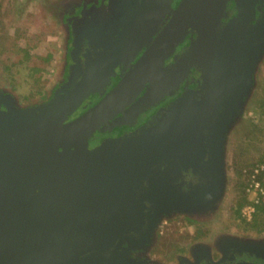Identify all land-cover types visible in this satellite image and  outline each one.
Returning <instances> with one entry per match:
<instances>
[{"label":"water","instance_id":"1","mask_svg":"<svg viewBox=\"0 0 264 264\" xmlns=\"http://www.w3.org/2000/svg\"><path fill=\"white\" fill-rule=\"evenodd\" d=\"M174 1L136 0L108 43L92 41L103 50L82 77L48 101L17 109L0 100L10 104L0 109V264H121L122 244L150 230L167 198H197L216 183L217 133L240 100L264 18L254 22L259 0H236L239 14L221 27L230 0H181L176 8ZM193 31L189 47L163 68ZM120 64L128 71L114 88L70 119L91 94L106 93ZM194 65L205 70L203 85L150 124L91 146L103 125L130 121L111 119L148 83L135 116L179 88ZM191 170L205 180L185 190L179 182Z\"/></svg>","mask_w":264,"mask_h":264},{"label":"rangeland","instance_id":"2","mask_svg":"<svg viewBox=\"0 0 264 264\" xmlns=\"http://www.w3.org/2000/svg\"><path fill=\"white\" fill-rule=\"evenodd\" d=\"M2 1L11 39L6 46L0 44V100L17 109L44 103L74 83L80 71L79 45L85 38L91 42L108 38V43L122 25L123 14L127 18L137 4L136 0ZM249 60L240 100L231 120L217 133L222 155L218 161L223 165L216 183L197 198H167L150 230L122 244L116 263L179 264V255L198 260L200 249L211 254L224 246L264 252V192L252 188L255 180L264 183V132L256 128L264 123L258 103L264 96V20ZM244 196L248 200L239 207ZM257 200L253 216L246 214V206Z\"/></svg>","mask_w":264,"mask_h":264},{"label":"flooded vegetation","instance_id":"3","mask_svg":"<svg viewBox=\"0 0 264 264\" xmlns=\"http://www.w3.org/2000/svg\"><path fill=\"white\" fill-rule=\"evenodd\" d=\"M181 0H175L173 5L176 8ZM97 2V0H95ZM99 3L102 1L99 0ZM257 15L254 22L259 18H264V0H259L256 5ZM239 14V9L237 7L236 0H230L226 14L224 15L221 23V27L228 23L232 18L236 17ZM167 23L164 22L162 27ZM197 32L193 31L189 33L183 42L179 44L175 52L164 62V67L171 66L173 62L177 59L179 55L183 53V51L189 47L192 41L196 38ZM78 54L80 56V71L78 75V80L82 77V69L85 67L86 62L89 60L91 56H96L99 51L103 50V47H96L95 44L91 42L90 39L85 38L82 42V45H79ZM145 49H143L140 54L137 56L138 59ZM117 75L113 76L112 83L107 85V91L105 94H101L100 92H96L91 94L82 105L78 108V110L73 113L70 119H73L84 111H86L91 106L95 105L98 101H100L114 86L121 80L123 75L128 71V68L125 65L120 64L117 68ZM205 78V70L199 65H194L190 72L177 83L179 88H176L173 92L168 93L166 96L161 98L159 102H155L149 107L142 110L138 115H134L132 112L133 105L137 103L140 98L153 86L152 82L148 83L147 86L135 97V99L125 107L126 112H119L114 117H112L111 121L115 119L125 116L128 114L129 122H125L118 125H109L105 124L97 130V132L93 135L91 139V146L98 145L102 143L104 140L109 138H117L125 135H129L133 133L136 129H139L141 126L145 124H150L154 121L155 117L159 115V113L171 102L175 101L181 94L189 90L191 88H197L204 83ZM48 101V100H46ZM8 103L2 102L0 103V109H9ZM11 106V105H10ZM205 180V177L201 173H195L192 170L185 172V175L180 180L181 186L185 190H192L196 185L202 184ZM179 259L181 263L179 264H264V252L255 253L249 250H242L236 248L234 246H224L220 251H213L211 254L206 252L204 249H200L198 254V260H195L191 257H184L179 255ZM179 261V262H180Z\"/></svg>","mask_w":264,"mask_h":264},{"label":"trees","instance_id":"4","mask_svg":"<svg viewBox=\"0 0 264 264\" xmlns=\"http://www.w3.org/2000/svg\"><path fill=\"white\" fill-rule=\"evenodd\" d=\"M6 8H5V4L2 0H0V44H3V46H6L8 41L11 39V34L9 32V27L7 26V22L5 20V15H6ZM31 96H29L28 98H30ZM258 103L260 104V106L262 107L261 109V113L264 116V96L261 97L258 100ZM259 129L257 130H262L264 132V123L263 124H256ZM248 198L244 196L243 201L240 202V206L242 207L246 202H247Z\"/></svg>","mask_w":264,"mask_h":264},{"label":"built area","instance_id":"5","mask_svg":"<svg viewBox=\"0 0 264 264\" xmlns=\"http://www.w3.org/2000/svg\"><path fill=\"white\" fill-rule=\"evenodd\" d=\"M252 188H256L264 192V183H262L260 180H255L254 184H252ZM259 202L260 200H257V202H252V204H249V206H246V209H245L246 214L253 216V213L255 212V204Z\"/></svg>","mask_w":264,"mask_h":264}]
</instances>
